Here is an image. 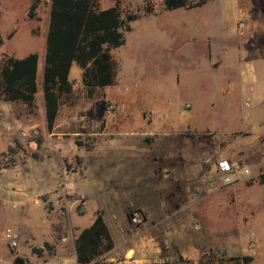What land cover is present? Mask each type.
<instances>
[{"label":"rangeland","instance_id":"374dc122","mask_svg":"<svg viewBox=\"0 0 264 264\" xmlns=\"http://www.w3.org/2000/svg\"><path fill=\"white\" fill-rule=\"evenodd\" d=\"M34 1L0 0V64L4 55L20 58L36 52L41 66L50 0H37V7L29 15ZM119 4L123 11L136 18L130 22L131 29L124 33V44L111 50L118 61L115 84L106 87L105 95L100 99L87 100L76 77L79 68L72 65L70 78L73 85L77 84L73 89L80 92L83 99L71 108L62 105L52 129L63 132L68 129L145 130L153 132L154 142L166 156L179 150L182 154L186 150L190 153L194 146L202 145L214 161L208 163L209 166L221 157L229 159L227 153L232 150L234 158L230 159L231 162L246 165L252 176L240 175L238 182L213 192L210 206L200 205L199 201L195 211H190L188 206L177 210L186 201L177 194L151 191L153 181L145 179L144 175H125L110 165L100 170L92 166L89 176L96 185H90V201L99 205L112 230L118 224L136 230V224L130 223L127 212L137 203L149 212L150 222L144 228L161 220L144 231V239L153 236L161 249L158 256L147 255L144 264H200L188 254H185V261H178L180 250L188 253L189 244L194 240L198 241L202 256L221 251L228 255L248 254L253 259L247 264H264V182H260L259 177L264 173V121L258 127H252L254 135L241 141L229 140L228 135L219 136L210 131H224L234 126L230 116L243 121L259 119L256 106L264 107V103L249 101L247 105L243 101H226L220 92L222 82L218 80L217 71L209 69L206 58V36L211 37L216 51L221 46L233 47L229 41L232 31L236 43L239 39L263 36L262 1L207 0L204 5L193 9L171 10L165 8L163 0H119ZM240 20H246L242 28L239 27ZM250 30L255 34H250ZM107 103H113L115 108L105 119ZM46 129L40 95L36 93L35 107L31 111L22 103L0 98V259L10 260L16 252H27L31 245H42L48 240L44 222L54 221V216L60 218L58 209L61 206L53 215L49 194L29 200L22 198L33 190L28 173L31 163L35 162L34 157L45 153ZM205 129L209 130L203 131ZM196 131L207 136L190 138V133L201 134ZM131 137L137 136L132 133ZM74 138L82 143L90 141L85 134ZM144 147H134L130 155L138 158L140 154H155L156 146L147 150ZM69 149L75 151L73 142ZM201 159H192L190 170L201 168ZM163 163V172L173 170L167 159ZM219 177L216 168L213 180ZM160 182H164L162 190H168L166 188H174L175 179L170 175ZM133 184L134 188H127ZM40 188H44L43 183ZM221 192L226 201L220 204L218 196ZM59 197L62 203V195ZM206 199L210 201V198ZM161 202L166 205L165 211L161 213L159 208L156 212L157 204ZM92 203L86 205L83 215L71 212V221L80 219L79 224H84L93 213ZM61 220L56 225L52 223L53 241L68 235L66 221ZM7 227L18 234L15 250L7 245L4 236ZM251 243L255 245L254 252L249 249ZM28 256L34 264H44L41 258ZM6 260L0 264H12ZM123 260L118 257L109 264H127ZM50 261V264H60L61 259Z\"/></svg>","mask_w":264,"mask_h":264},{"label":"crops","instance_id":"0c3cea01","mask_svg":"<svg viewBox=\"0 0 264 264\" xmlns=\"http://www.w3.org/2000/svg\"><path fill=\"white\" fill-rule=\"evenodd\" d=\"M99 2L102 8L114 4L112 0H100ZM240 11L241 9L239 8L238 12ZM245 23L246 20L244 24ZM184 29L186 30L185 27ZM262 32V37H264V31ZM249 33L255 34V31L250 30ZM206 37L208 42L206 47L208 67L210 70L217 71L218 80L222 82L220 92L226 101H243L247 105L249 104V101L264 103V41L260 40L262 37L239 39V43H236L233 42L235 36L232 31V39L229 41L232 42L230 45H233V47H229L228 45L221 46L222 48L217 51L216 49L214 50V47L211 44V37ZM80 74L81 70L79 69L76 72V77L78 79L80 78ZM40 86H38L37 94L40 95L41 100H43L42 89H39ZM256 109L260 114L259 119L250 118L247 119V121H243L242 118L230 116L234 126L225 129L224 131H210H214L219 136L228 135L227 139L229 140L233 139L241 141V139H247L254 135L252 127L254 125L258 127L259 123L264 121V107L256 106ZM207 130L209 129L203 131ZM46 131L48 141H46L44 145L45 153L38 156L34 155L37 157H34L35 162L31 163V168L28 173L33 190L28 194L26 193L22 198L29 200L47 193L49 194L48 198L53 206L52 214L56 215L57 207L66 203L68 215L66 218H62V220L59 215L60 218L54 216V221L51 220L49 223L47 221L44 222L47 225L46 235H48V240L44 241V243L39 246L31 245L27 252H16L10 260L1 259L9 261L10 263H12L15 256H20L24 260L34 264L28 255H34L39 259L41 258L44 264H50V260L54 258L61 260L64 258L73 259L76 257L75 237L79 230L88 227L93 222L96 214L101 213L113 242L112 249L104 254V260L111 262L113 260L116 261L118 257H123V261L127 264H144V258L147 255L158 256L161 252V249L155 242L153 236L145 237L144 239V231L150 228V226L157 225L161 220L152 222V225L144 228V225L150 222L148 216L149 212L142 204L137 203L133 208L139 209L142 215H145L146 220H140L135 226L136 230H129L126 224H118L115 227L112 226V230L109 222H107L108 220L103 216L102 210L98 208L99 205L93 204L92 201H90V198L92 197L89 192L90 185H96L95 180L89 176L90 168L93 166L100 170L101 167L110 165L111 168L116 167L117 172L125 175L132 173L144 175L145 179L153 181L151 191L156 194L159 190L164 191L163 193L169 191L167 195L177 194L178 198L186 200L177 210H183L188 206L190 211H195L196 205L199 201L200 205L204 204L206 207L210 206L212 204V197L210 196L213 195L215 190L220 188H212L209 185V181L213 179V174L216 171L217 162L221 159L231 161L230 159L234 158V151L231 150L227 153L229 159L226 157L218 159V156V160H216L212 166H209L208 163L214 161L211 154L205 152L207 150L203 148L202 145L194 146L190 153L186 150L187 152L185 151L186 153L184 152V154H182L179 150V152H172L166 156L163 152L159 151L160 146L157 145L158 143L154 142L153 132L145 130L138 132L128 129H89L88 131H86V129H68L66 132H63L54 131V129H46ZM201 132L202 131H196V133ZM132 133L137 137H131ZM83 134H85L90 141L86 140L82 143L74 138ZM72 142L74 143V152L69 149ZM143 145L146 146V148L144 147L145 150L149 149L152 145L156 146L155 154L152 152H150L149 155L140 154L138 158L130 155L131 151L135 149L134 147H136V149H142ZM217 149L219 148L217 147ZM200 157L202 158L200 161L203 162V166L201 168L190 170L191 162ZM166 159L173 170L171 169L163 172L162 166ZM170 175L175 179L174 188L172 187L166 188L168 190H162L164 182H160V180L165 178V176L169 177ZM41 182L44 186L43 189L40 188V185L42 184ZM57 185H59L58 189ZM96 187L97 190H101L99 186ZM134 187V184L127 186L129 189ZM217 193L218 192L215 194ZM222 194L223 193L221 192L220 196H218L220 198V204L223 200L226 201V197ZM60 195L63 197L62 203L59 197ZM162 197H164V195L161 196L160 199H162ZM206 198H210V201ZM64 199L66 201H64ZM78 199L84 201L83 209L81 210L76 206V201ZM88 203H92L93 213L86 222L84 224H79L80 219L71 221V212H74L76 215H83ZM165 207L166 205H164L163 202L160 204L158 203L156 212H159V208H161L162 213L165 211ZM59 220L64 223L66 221L65 226H68L69 229L68 235L62 236L67 237V240L64 242L60 239L53 241V238L55 237L51 233L52 223L55 222L53 224L56 225ZM113 231L116 236L113 234ZM12 249L15 250V248ZM185 254H188L193 259L199 261L202 252L198 245V241L194 240L189 244L188 253L180 250L178 257L181 256L184 259L186 256Z\"/></svg>","mask_w":264,"mask_h":264},{"label":"trees","instance_id":"16d2710c","mask_svg":"<svg viewBox=\"0 0 264 264\" xmlns=\"http://www.w3.org/2000/svg\"><path fill=\"white\" fill-rule=\"evenodd\" d=\"M100 0H50L48 25L41 59L36 52L17 58L4 55L0 64V98L7 102L24 104L29 111L35 107L38 85H41L46 126L51 130L62 105L73 107L83 98L73 89L70 78L72 65L81 70L80 86L87 100H97L105 95V88L115 84L118 61L111 50L124 44V33L131 29L136 17L123 11L119 0L102 8ZM111 1V0H110ZM264 12V0H261ZM166 9L201 6L207 0H163ZM38 1L30 6L29 15ZM260 40L264 41V37ZM1 44V37H0ZM38 77L40 84H38ZM190 138H203L204 134H188ZM264 182V173L259 175ZM141 220H145L139 209ZM131 215V210L127 216ZM112 238L102 214H96L93 222L75 237V253L80 264H109L98 258L111 250ZM39 250V249H35ZM252 256L228 255L214 252L201 256L200 264H247ZM178 261H185L181 256ZM12 264H31L15 256Z\"/></svg>","mask_w":264,"mask_h":264},{"label":"built area","instance_id":"2783aa9c","mask_svg":"<svg viewBox=\"0 0 264 264\" xmlns=\"http://www.w3.org/2000/svg\"><path fill=\"white\" fill-rule=\"evenodd\" d=\"M244 25H245L244 22L242 20H240L239 21V27L242 28V27H244ZM76 86H77V84L75 83L73 85V87L75 88ZM186 106H188V105H186ZM114 108H115V106L113 103H107L105 105V107H104L105 119H108L112 115ZM216 166H217V172L220 173V177L218 179H214V180L212 179L211 181H209V185L212 188L224 187V186L236 183L240 180V177H239L240 175H244L246 177L252 176L251 170L246 165H239V164L231 162L227 159L219 160L217 162ZM64 201H66V200L64 199ZM83 204H84V201L82 199H78L76 201V206H78V208L80 210L83 209ZM129 209L131 210V215L128 216L130 223L138 224L141 220L140 213L136 212L135 208H133V207H130ZM58 214L60 216L67 217L68 208H67L66 203H63L61 205V207L58 209ZM4 236H5V239L7 240L8 246H10L11 248H15L17 246L18 234L16 233L15 230H13L10 227H7L4 231ZM60 240L62 242H64L67 240V237H61ZM254 247H255L254 243H251L250 247H249L251 252H254ZM98 260L103 261L104 260V254L101 255L98 258ZM1 261L2 260L0 259V263H1ZM60 264H80V263L78 262L77 258L74 257L73 259H70V260L62 259Z\"/></svg>","mask_w":264,"mask_h":264}]
</instances>
